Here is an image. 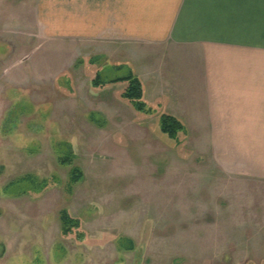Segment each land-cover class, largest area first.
Listing matches in <instances>:
<instances>
[{"label": "rangeland", "instance_id": "obj_1", "mask_svg": "<svg viewBox=\"0 0 264 264\" xmlns=\"http://www.w3.org/2000/svg\"><path fill=\"white\" fill-rule=\"evenodd\" d=\"M33 8L0 0V264H264V162L240 152L264 139L191 122L168 139L122 84H91L129 63L144 80L145 46L51 39ZM63 210L80 222L68 235Z\"/></svg>", "mask_w": 264, "mask_h": 264}, {"label": "crops", "instance_id": "obj_2", "mask_svg": "<svg viewBox=\"0 0 264 264\" xmlns=\"http://www.w3.org/2000/svg\"><path fill=\"white\" fill-rule=\"evenodd\" d=\"M33 10L51 39L145 46L144 80L128 63L146 101L201 136L264 139V0H34Z\"/></svg>", "mask_w": 264, "mask_h": 264}, {"label": "trees", "instance_id": "obj_3", "mask_svg": "<svg viewBox=\"0 0 264 264\" xmlns=\"http://www.w3.org/2000/svg\"><path fill=\"white\" fill-rule=\"evenodd\" d=\"M100 69L101 68L98 67L95 71V76L92 78L91 81L92 87L98 89V87H106V84H116V83L122 84L123 90L120 97L126 100L127 102H129L132 108H134L136 111L142 114L153 115L159 113L158 115L159 130L165 136H167L168 139L173 141L178 140L179 134H182L181 132L185 131L184 124L175 116L162 111L158 112V110L154 109L148 104V102L144 98L143 83L141 79L134 73V70L131 69L129 73H127V75L125 76L103 81L100 79ZM60 161L64 164H71L72 158L71 156L67 155L63 157ZM80 178H81V171L77 168H73L71 172V180H70L71 184L76 183ZM26 180L29 181L30 184L36 186V182L30 177ZM45 184L46 183L44 182L43 185ZM36 187L37 189L34 192L40 191V189L45 186H42L39 189L38 186ZM60 221H61V229L63 235L70 234L74 228H78L80 226L79 220L75 218H71L67 213V211L65 210H63L60 214ZM132 244H133L132 240L128 238H121L119 239V243H118L120 249H122V247H125V245L132 248L133 246Z\"/></svg>", "mask_w": 264, "mask_h": 264}]
</instances>
